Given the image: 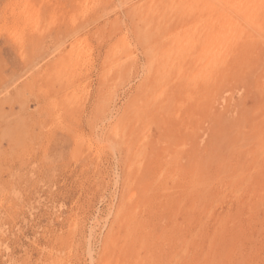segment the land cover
<instances>
[{
    "label": "rangeland",
    "instance_id": "rangeland-1",
    "mask_svg": "<svg viewBox=\"0 0 264 264\" xmlns=\"http://www.w3.org/2000/svg\"><path fill=\"white\" fill-rule=\"evenodd\" d=\"M149 1L0 0V264H202L210 246L218 254L216 264H264V202L251 212L255 192H238L227 181L212 187L216 215L246 206L239 226L245 235L235 239L227 233L211 245L191 240L199 224L188 222L191 204L183 203L182 178L174 170L189 167L196 141L210 173L231 149L233 158L244 152L247 139L237 129V111L222 114L218 133L216 126L213 132L202 124L195 139V123L186 112L194 111L193 101L180 111V101L173 100L172 109L184 118L179 125L171 115L168 125L138 133L130 125L126 137L113 134L148 75L132 21ZM125 34L137 45V67L110 73L113 49ZM258 72L249 79H261ZM150 79L155 81L154 74ZM232 96L243 110L260 103L252 87ZM138 136L148 140L149 158L130 167L128 150ZM127 176L131 190L124 185ZM127 193L137 199L124 206L127 222L134 215L140 221L131 241L110 231ZM207 224L214 232L216 220Z\"/></svg>",
    "mask_w": 264,
    "mask_h": 264
},
{
    "label": "bare ground",
    "instance_id": "bare-ground-1",
    "mask_svg": "<svg viewBox=\"0 0 264 264\" xmlns=\"http://www.w3.org/2000/svg\"><path fill=\"white\" fill-rule=\"evenodd\" d=\"M135 18V21H132L134 33H131L135 42L145 51V70L148 75L141 83L139 97L130 101L128 112L121 115L113 126L114 136L126 137L132 132L130 125L136 133L139 130L144 132L153 124L164 122L168 125L171 115L180 120L179 125L184 118L175 113L176 109H172L173 100L180 101V111L189 101H193L192 109L198 112H186L188 121L195 123L194 138L198 128H202L201 125L206 123L212 127L213 132V127L216 126L218 133L224 123L222 114L237 111L234 119L237 129L246 135L247 139L243 143L247 146L244 152L241 153L240 150V155L236 154L233 158V155L229 157L230 151H233L231 149L222 157L223 161L220 162L217 172L210 173L203 163L206 153L197 149L199 144L196 141L193 144L189 167H174V170L180 173L182 178L180 192L186 195L183 197V203L191 204L187 209L190 214L188 222L199 224L197 233L193 234L191 240L199 237L211 245L214 241L217 244L223 242L227 233L234 235V238L245 235L239 226L246 206L240 205L234 213L228 211L216 215L211 206L212 187L227 181L232 188H237L238 192L252 190L255 192L256 201L250 204L251 212L260 208L264 202V62H260L264 53V0H150L136 9ZM135 42L128 34L117 41L107 67L110 73H131L136 69L138 60ZM256 72L260 74L261 79H249L254 78ZM153 74L155 81L150 79ZM246 87L254 88L260 97L256 110L240 109L238 104L233 102L232 94ZM220 104H224V110L217 113ZM109 109V104L103 107L106 116L109 115ZM194 115L198 116L195 118ZM248 125L250 130H246ZM212 139L217 140L216 136ZM135 143V146H130L128 150L130 167L149 158L145 151L148 148V140L138 136ZM215 146L218 148V143L215 142ZM124 185L126 189L131 190L132 182L128 176ZM135 199L136 196H131V193L123 196V208L117 212L110 230L116 229L117 234L123 235L127 241H131L132 233L139 230L140 221L134 215L130 222H127L124 210V206L134 204ZM172 199L173 196L170 197V200ZM195 213H198V216L194 215ZM212 218L216 220V227L214 232L211 231L213 234H210L207 222ZM261 226L259 229L263 228ZM128 246L129 243L125 245L126 248ZM127 250L123 249L125 252ZM181 252L182 250L180 254ZM217 256L215 246H210L202 255V264H216ZM192 262L186 259L185 263L193 264Z\"/></svg>",
    "mask_w": 264,
    "mask_h": 264
}]
</instances>
